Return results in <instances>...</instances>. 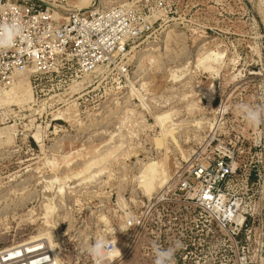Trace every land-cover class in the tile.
I'll use <instances>...</instances> for the list:
<instances>
[{
  "label": "rangeland",
  "instance_id": "rangeland-1",
  "mask_svg": "<svg viewBox=\"0 0 264 264\" xmlns=\"http://www.w3.org/2000/svg\"><path fill=\"white\" fill-rule=\"evenodd\" d=\"M43 1L90 10L132 0ZM170 1L166 25L128 54L127 77L72 68L1 88L0 260L40 243L58 264H94L86 249L105 236L118 249L106 264H154L159 241L131 243L126 218L219 142L234 155L228 196L264 228V122L249 124L237 107L264 105V0ZM175 223L163 249L180 237ZM188 234L172 264H264L257 236L235 244Z\"/></svg>",
  "mask_w": 264,
  "mask_h": 264
},
{
  "label": "built area",
  "instance_id": "built-area-1",
  "mask_svg": "<svg viewBox=\"0 0 264 264\" xmlns=\"http://www.w3.org/2000/svg\"><path fill=\"white\" fill-rule=\"evenodd\" d=\"M67 7L56 8L43 0H0V23L17 20L24 26L23 39L18 38L11 48L0 49V88L12 85L23 74L45 75L72 68L87 74L105 67L127 77L128 54L134 44L166 25L175 3L132 0L102 9ZM233 157V152L220 142L209 154H194L162 189L143 203L139 212L128 215L127 239L132 243L152 237L163 248V237L174 232L171 223L176 221L178 239L190 233L187 237L198 235L202 242L210 243L221 236L224 242L237 244L257 236L259 245L264 247V228L252 227L254 212L240 209V201L228 196L230 183L237 177ZM250 175L246 172L243 176L245 188ZM192 216L194 226H183V220ZM39 248L35 253L51 257L43 247ZM3 253H9L8 262L23 264L35 254H23L22 250ZM4 255L0 264H7ZM47 261L40 264H51Z\"/></svg>",
  "mask_w": 264,
  "mask_h": 264
},
{
  "label": "clouds",
  "instance_id": "clouds-1",
  "mask_svg": "<svg viewBox=\"0 0 264 264\" xmlns=\"http://www.w3.org/2000/svg\"><path fill=\"white\" fill-rule=\"evenodd\" d=\"M23 33L24 26L17 20L0 23V49L13 47L18 38H24ZM237 107L249 124L259 125L264 122V105L240 104ZM180 246V242L177 241L174 247L163 249L154 243V264H172L175 248ZM116 250H118L116 243L105 236L97 237L86 249L93 258L94 264H106L108 257Z\"/></svg>",
  "mask_w": 264,
  "mask_h": 264
},
{
  "label": "bare ground",
  "instance_id": "bare-ground-1",
  "mask_svg": "<svg viewBox=\"0 0 264 264\" xmlns=\"http://www.w3.org/2000/svg\"><path fill=\"white\" fill-rule=\"evenodd\" d=\"M212 53V52H211ZM211 53H209V54H211ZM218 54V53H217ZM220 56V55H219ZM152 57V56H151ZM206 57V56H205ZM205 57H204V60H205ZM207 58V57H206ZM210 59V58H209ZM151 62H154L155 60L153 59V58H150L149 59ZM201 60V59H200ZM24 75V74H23ZM23 75H21V76H23ZM21 76H19L18 78H20ZM17 78V80H19ZM175 79V78H174ZM16 81V80H15ZM19 86V85H18ZM14 87H16V86H14ZM14 87L11 89L12 91H13V89H14ZM0 90H1V88H0ZM133 91H135L134 89H133ZM135 93H136V91H135ZM5 94L8 96V94H9V92L8 91H6L5 92ZM26 94V93H25ZM22 95L21 97H23V96H26V95ZM140 94V93H139ZM10 95V94H9ZM138 96H142V94L141 95H138ZM13 97V96H12ZM9 98V97H8ZM28 99L29 98H25V100L26 101H28ZM30 100V99H29ZM24 101V100H23ZM5 102H6V100H5ZM2 103V102H1ZM19 103V102H18ZM198 127V126H197ZM201 128V127H200ZM199 129V128H198ZM164 133V132H163ZM160 177H159V179L160 180H163L164 178H163V175H165L166 176V173H165V171L163 170V173L161 174L160 173ZM63 188V187H62ZM61 190V189H60ZM59 191V190H58ZM49 236H51V235H49ZM36 237V236H35ZM39 238V237H38ZM38 238H33L34 240H32V242H36V241H38L39 239ZM49 239H50V242H48V243H50L49 245L52 247L53 246V243H52V238L51 237H49ZM40 244V243H39ZM39 244H32V246H31V248L28 250V249H22V253L23 254H33V253H35V252H38V249H39ZM34 249H36V251H33ZM54 250V248L52 249V253L54 254V259H53V257H52V259L54 260V264H58V262H57V256H56V253L53 251ZM4 251V250H3ZM9 254V253H8ZM5 257H4V261L5 262H7V264H23L22 263V261H15V262H8L9 260H10V257H9V255H7V254H5L4 255ZM53 256V255H52ZM49 257V256H48ZM38 258H40V259H38ZM47 260H50V258L49 259H47V256L46 255H44V253H35L34 255H32L31 257H28L27 259H26V261H25V263L26 264H40L41 262H48ZM52 260V261H53ZM52 261L50 260L49 262L52 264Z\"/></svg>",
  "mask_w": 264,
  "mask_h": 264
}]
</instances>
